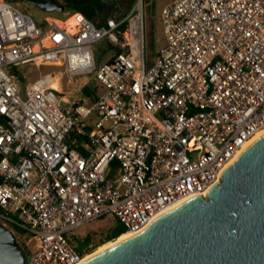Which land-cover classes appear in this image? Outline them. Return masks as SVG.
Instances as JSON below:
<instances>
[{
	"label": "built area",
	"instance_id": "2783aa9c",
	"mask_svg": "<svg viewBox=\"0 0 264 264\" xmlns=\"http://www.w3.org/2000/svg\"><path fill=\"white\" fill-rule=\"evenodd\" d=\"M162 19L152 58L140 0L101 24L74 12L44 27L0 0V222L27 264H79L87 224L138 233L206 196L264 130V0H174ZM103 41L124 51L98 65ZM29 63L94 75L105 93L63 108L54 75L23 92L14 69Z\"/></svg>",
	"mask_w": 264,
	"mask_h": 264
},
{
	"label": "water",
	"instance_id": "95a60500",
	"mask_svg": "<svg viewBox=\"0 0 264 264\" xmlns=\"http://www.w3.org/2000/svg\"><path fill=\"white\" fill-rule=\"evenodd\" d=\"M27 1L48 13L57 0ZM29 253L0 222V264H27ZM79 264H264V135L242 151L207 191L184 200L145 229Z\"/></svg>",
	"mask_w": 264,
	"mask_h": 264
},
{
	"label": "rangeland",
	"instance_id": "374dc122",
	"mask_svg": "<svg viewBox=\"0 0 264 264\" xmlns=\"http://www.w3.org/2000/svg\"><path fill=\"white\" fill-rule=\"evenodd\" d=\"M111 5L103 11L101 20H106L109 17L119 15L120 13H127L134 4L139 0H107ZM144 3L146 14V35H147V56L156 57L161 50L166 46L167 39L165 35L164 23L162 19L163 9L173 2L174 0H140ZM15 7L19 8L23 12L31 15L35 22L44 27L46 25V17H60V12L48 15L49 13L41 9L40 7L30 4L27 1H10ZM114 4V6H112ZM65 15L68 12H63ZM111 45L107 41H103L94 46L96 57L100 56L98 65H102L115 55V50L110 47ZM20 76V86L25 92V88L28 83H33L36 80L51 74L59 78V91L57 96L59 102L63 108L73 110L75 103L81 102L84 104H91L92 99L85 96L82 92V88L90 84L96 88L99 95L105 93V87L97 80L94 75L85 74L71 77L66 72L65 66L55 65H42L37 66L34 63H29L23 66H19L14 69ZM23 75L26 77L24 78ZM65 101V102H64ZM120 223L113 217H108L92 223L87 224L82 229H79L78 239L83 241L87 235H91L92 240L89 245H86V254L94 252L100 245L104 244L102 241L107 239V236L111 232L114 226ZM115 240V239H112ZM107 242V241H106Z\"/></svg>",
	"mask_w": 264,
	"mask_h": 264
},
{
	"label": "trees",
	"instance_id": "16d2710c",
	"mask_svg": "<svg viewBox=\"0 0 264 264\" xmlns=\"http://www.w3.org/2000/svg\"><path fill=\"white\" fill-rule=\"evenodd\" d=\"M9 2L11 0H8ZM58 2L65 5V13H74V12H81L85 14L88 18L97 21L99 24L102 23V20L100 17L103 14V11L106 10L111 4L107 0H57ZM114 6V4H112ZM55 12L49 13L48 15L54 14ZM126 13H120L119 16H124ZM59 18H65L66 15L63 12L59 13ZM111 45V44H110ZM111 48L115 50L116 53L124 51L123 48L120 46L111 45ZM97 62L100 60V56L96 57ZM21 79V78H20ZM82 92L85 96L92 99V102H95L99 98V94L96 90V88L92 87V85L87 84L82 88ZM89 129V128H88ZM120 223V222H119ZM126 232L125 227L123 224H119L117 226H114L107 236V239L102 241V243L116 239L120 235ZM92 240L91 235H87L83 241H80V249H82L84 246L89 245ZM22 247L30 254L31 251L27 247V244L25 241L20 242Z\"/></svg>",
	"mask_w": 264,
	"mask_h": 264
},
{
	"label": "bare ground",
	"instance_id": "6f19581e",
	"mask_svg": "<svg viewBox=\"0 0 264 264\" xmlns=\"http://www.w3.org/2000/svg\"><path fill=\"white\" fill-rule=\"evenodd\" d=\"M66 24H73V19H70L69 21L66 22ZM55 87H57L59 89V85L57 83L54 84ZM264 135V130L262 132H259L252 140L251 142L248 144L249 146L254 143L256 140H258L260 137H262ZM175 207V206H173ZM173 207L169 208L168 210L166 211H169L170 209H172ZM165 211V212H166ZM134 234L136 233H131V232H126V233H123L122 235H120L118 238H116L115 240H109L107 242H105L104 244L100 245L94 252L88 254L85 258L87 259L88 257H90L91 255L99 252V251H102L104 249H107L108 247L114 245L117 241H120V240H123V239H126L128 237H131L133 236Z\"/></svg>",
	"mask_w": 264,
	"mask_h": 264
},
{
	"label": "flooded vegetation",
	"instance_id": "af4514ba",
	"mask_svg": "<svg viewBox=\"0 0 264 264\" xmlns=\"http://www.w3.org/2000/svg\"><path fill=\"white\" fill-rule=\"evenodd\" d=\"M14 1H16V0H14ZM26 2V1H25Z\"/></svg>",
	"mask_w": 264,
	"mask_h": 264
},
{
	"label": "crops",
	"instance_id": "0c3cea01",
	"mask_svg": "<svg viewBox=\"0 0 264 264\" xmlns=\"http://www.w3.org/2000/svg\"><path fill=\"white\" fill-rule=\"evenodd\" d=\"M103 21V20H102Z\"/></svg>",
	"mask_w": 264,
	"mask_h": 264
}]
</instances>
